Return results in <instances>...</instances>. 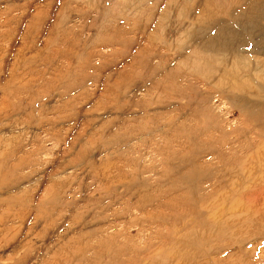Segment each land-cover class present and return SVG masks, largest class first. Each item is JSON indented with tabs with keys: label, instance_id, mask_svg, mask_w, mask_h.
<instances>
[{
	"label": "rangeland",
	"instance_id": "rangeland-1",
	"mask_svg": "<svg viewBox=\"0 0 264 264\" xmlns=\"http://www.w3.org/2000/svg\"><path fill=\"white\" fill-rule=\"evenodd\" d=\"M260 116L264 0H0V264H264Z\"/></svg>",
	"mask_w": 264,
	"mask_h": 264
},
{
	"label": "bare ground",
	"instance_id": "bare-ground-1",
	"mask_svg": "<svg viewBox=\"0 0 264 264\" xmlns=\"http://www.w3.org/2000/svg\"><path fill=\"white\" fill-rule=\"evenodd\" d=\"M104 42V41H103ZM106 43V44H105ZM102 45H108L107 44V40L104 42V44H102ZM250 73H251V68H250V66H248V65H245L244 67H243V69L242 70H240V71H236V74H235V76L236 77H238V78H242V79H244L243 80V87L244 86H246V88L248 87L249 88V83H250V78H249V75H250ZM58 77H63V75H60V74H58L57 75ZM235 76L233 75V77H232V80H235ZM124 78V79H123ZM123 78H121V80H126L127 78L126 77H123ZM120 79V78H119ZM236 85V84H235ZM73 86L72 85H70L69 87H68V90L69 89H71ZM196 111V110H195ZM262 119L264 120V118L262 117V116H260V117H255L254 118V121L256 122V123H258L257 125H260L262 128H264V124H263V121H262ZM172 122H171V120L170 121H168V125L169 126H172ZM187 139L189 140V138L187 137ZM223 160V159H222ZM233 165H234V168L233 169H230V171H228V173H227V175H224V176H222V182L223 183H225L226 181H227V177L228 176H231V177H234L235 179H237V181L240 183L239 184V186H242L247 180L245 179V177L242 175H239V167H238V165H237V163H236V161H234L233 162ZM196 167V166H195ZM194 167V168H195ZM197 170H198V168H195V169H192L191 170V172H194L193 174H196V176H197ZM244 177V178H243ZM241 190V189H240ZM260 207L258 206V204L255 202L254 203V206L252 207V208H250V210H246V215H247V218H246V222H247V219L248 218H252V219H256V220H259V221H262V220H264L263 218H264V209H259ZM241 218H239V219H236V222H235V224H236V226H238V225H240L241 224ZM247 227H248V229L249 228H252V226H249V225H247ZM236 229V228H235ZM258 231H260L259 229H254V228H252L251 230H250V232L251 233H253V232H258ZM223 232H224V227L223 226H221V227H218V230H217V232H216V236H222V234H223ZM242 242V241H241ZM240 242V244H238V247L239 248H241L242 247V243Z\"/></svg>",
	"mask_w": 264,
	"mask_h": 264
},
{
	"label": "crops",
	"instance_id": "crops-1",
	"mask_svg": "<svg viewBox=\"0 0 264 264\" xmlns=\"http://www.w3.org/2000/svg\"><path fill=\"white\" fill-rule=\"evenodd\" d=\"M110 35V34H109ZM104 42L106 41V39H104L103 40ZM104 42H103V44H104ZM207 42V41H206ZM106 44V43H105ZM107 44L108 45H103V46H113V45H117V44H120V41L119 40H116V39H114V38H111V39H109V40H107Z\"/></svg>",
	"mask_w": 264,
	"mask_h": 264
}]
</instances>
